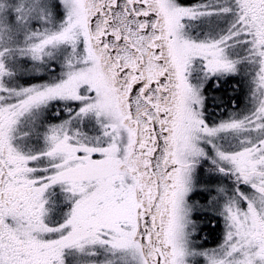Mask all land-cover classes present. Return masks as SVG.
Wrapping results in <instances>:
<instances>
[{
    "label": "snow or ice",
    "instance_id": "1",
    "mask_svg": "<svg viewBox=\"0 0 264 264\" xmlns=\"http://www.w3.org/2000/svg\"><path fill=\"white\" fill-rule=\"evenodd\" d=\"M0 264H264V0H0Z\"/></svg>",
    "mask_w": 264,
    "mask_h": 264
}]
</instances>
